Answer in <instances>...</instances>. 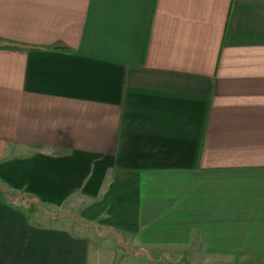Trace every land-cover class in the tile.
<instances>
[{
    "label": "crops",
    "instance_id": "0c3cea01",
    "mask_svg": "<svg viewBox=\"0 0 264 264\" xmlns=\"http://www.w3.org/2000/svg\"><path fill=\"white\" fill-rule=\"evenodd\" d=\"M0 183L81 219L0 264H264V0H0Z\"/></svg>",
    "mask_w": 264,
    "mask_h": 264
},
{
    "label": "rangeland",
    "instance_id": "374dc122",
    "mask_svg": "<svg viewBox=\"0 0 264 264\" xmlns=\"http://www.w3.org/2000/svg\"><path fill=\"white\" fill-rule=\"evenodd\" d=\"M0 190L1 191L4 190L3 189V186H1V185H0ZM15 200L16 199L14 198V201ZM16 201L17 202H20V203H23V204H26L27 207H31V208H33L35 210L38 209L39 212L44 211L45 213L46 212L47 213H50L51 220L53 218H57V217L62 216L60 218H64L65 222L67 224L71 225V227L75 231H77L78 233H80V231H81V229H79L80 227H78L79 225L81 226V219H80V217L75 212H72L69 209H66V208H62V209L47 208V207L42 206L39 202H37V201H35L33 199H30V198H26V197H18V199Z\"/></svg>",
    "mask_w": 264,
    "mask_h": 264
},
{
    "label": "trees",
    "instance_id": "16d2710c",
    "mask_svg": "<svg viewBox=\"0 0 264 264\" xmlns=\"http://www.w3.org/2000/svg\"><path fill=\"white\" fill-rule=\"evenodd\" d=\"M1 186H3V189L4 190H0V192L3 194V198L4 200L6 201H11L13 200L14 201V198L16 197V195L14 194H11V192L7 189V187H5L3 184L0 183ZM22 197H25V195L23 193L20 194ZM9 198V199H8Z\"/></svg>",
    "mask_w": 264,
    "mask_h": 264
}]
</instances>
